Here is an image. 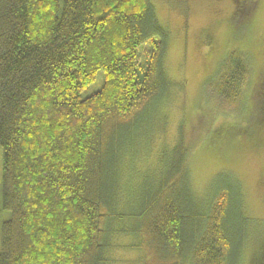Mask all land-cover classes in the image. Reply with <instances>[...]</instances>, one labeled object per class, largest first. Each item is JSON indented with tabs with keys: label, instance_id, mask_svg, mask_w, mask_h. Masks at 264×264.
I'll return each instance as SVG.
<instances>
[{
	"label": "trees",
	"instance_id": "16d2710c",
	"mask_svg": "<svg viewBox=\"0 0 264 264\" xmlns=\"http://www.w3.org/2000/svg\"><path fill=\"white\" fill-rule=\"evenodd\" d=\"M254 6L241 0L234 26ZM168 41L150 0H0L2 206L9 212L0 264H111L109 252L126 247L116 242L126 234L136 238L137 264L238 263L251 220L239 180L222 173L208 197L195 194L188 162L196 144L183 132L163 177L140 198L133 227L118 223L125 162L153 144L159 129L151 119L167 105ZM98 71L100 89L81 98ZM250 72L240 51H228L208 85L217 108L239 107ZM260 78L244 97L253 122L264 117Z\"/></svg>",
	"mask_w": 264,
	"mask_h": 264
},
{
	"label": "rangeland",
	"instance_id": "374dc122",
	"mask_svg": "<svg viewBox=\"0 0 264 264\" xmlns=\"http://www.w3.org/2000/svg\"><path fill=\"white\" fill-rule=\"evenodd\" d=\"M150 2L159 24L168 30L164 66L171 84L161 116L155 115L154 122L151 119L159 129L153 144L142 146L140 154L125 162V186L117 204L124 215L118 223L128 229L133 227L140 198L153 186V181L163 177L177 134L183 132L196 144L188 162V180L195 194L208 197L222 173L239 180L244 212L251 220L245 222L237 264H264V117L251 121V100H244L258 87L264 74V0H255L251 15L237 26L233 24V0ZM232 49L245 56L251 72L239 107L223 110L216 107L208 85L215 80ZM101 85L102 74L98 71L94 82L81 92V98ZM138 124L139 121L135 129L142 131V124ZM135 136L138 139V133ZM131 168L134 171L128 175ZM2 176L0 146V228L9 217L2 206ZM131 236H117V244L126 247L116 245L109 252L114 260L111 264L138 263V257H133L140 251L131 246L137 244Z\"/></svg>",
	"mask_w": 264,
	"mask_h": 264
},
{
	"label": "flooded vegetation",
	"instance_id": "af4514ba",
	"mask_svg": "<svg viewBox=\"0 0 264 264\" xmlns=\"http://www.w3.org/2000/svg\"><path fill=\"white\" fill-rule=\"evenodd\" d=\"M234 1V10H233V14H235V10L237 9V6L239 5V2H241V0H233ZM236 8V9H235ZM264 81V78L263 80Z\"/></svg>",
	"mask_w": 264,
	"mask_h": 264
}]
</instances>
